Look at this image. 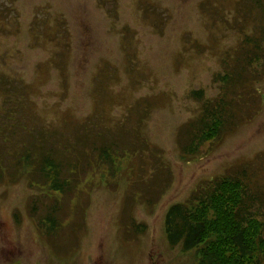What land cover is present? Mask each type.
Masks as SVG:
<instances>
[{
	"label": "rangeland",
	"instance_id": "374dc122",
	"mask_svg": "<svg viewBox=\"0 0 264 264\" xmlns=\"http://www.w3.org/2000/svg\"><path fill=\"white\" fill-rule=\"evenodd\" d=\"M243 171L264 224V0H0V264H199L165 214Z\"/></svg>",
	"mask_w": 264,
	"mask_h": 264
},
{
	"label": "trees",
	"instance_id": "16d2710c",
	"mask_svg": "<svg viewBox=\"0 0 264 264\" xmlns=\"http://www.w3.org/2000/svg\"><path fill=\"white\" fill-rule=\"evenodd\" d=\"M240 77L230 71L222 80L228 86ZM229 102L223 97L204 108V115L187 133L184 153H197L202 145L221 135L228 124ZM108 149H101L103 159L115 164V155ZM113 153L117 154L112 150ZM50 158L49 153L40 171L49 180L52 191L63 193L67 181H60L57 165ZM246 180L245 171L226 175L216 179L210 192L198 199L194 197L190 204H171L164 222L170 247L180 246L186 252L198 249L199 264H264V224L257 218L258 201L248 191Z\"/></svg>",
	"mask_w": 264,
	"mask_h": 264
},
{
	"label": "flooded vegetation",
	"instance_id": "af4514ba",
	"mask_svg": "<svg viewBox=\"0 0 264 264\" xmlns=\"http://www.w3.org/2000/svg\"><path fill=\"white\" fill-rule=\"evenodd\" d=\"M6 264H9L8 262Z\"/></svg>",
	"mask_w": 264,
	"mask_h": 264
}]
</instances>
